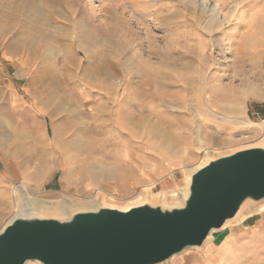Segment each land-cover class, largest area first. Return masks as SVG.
<instances>
[{
	"label": "rangeland",
	"instance_id": "374dc122",
	"mask_svg": "<svg viewBox=\"0 0 264 264\" xmlns=\"http://www.w3.org/2000/svg\"><path fill=\"white\" fill-rule=\"evenodd\" d=\"M261 143L264 0H0V231L29 200L178 203ZM262 209L165 264H264Z\"/></svg>",
	"mask_w": 264,
	"mask_h": 264
},
{
	"label": "water",
	"instance_id": "95a60500",
	"mask_svg": "<svg viewBox=\"0 0 264 264\" xmlns=\"http://www.w3.org/2000/svg\"><path fill=\"white\" fill-rule=\"evenodd\" d=\"M263 204L264 146H252L191 171L178 203L76 207L66 218L19 210L0 231V264H165Z\"/></svg>",
	"mask_w": 264,
	"mask_h": 264
},
{
	"label": "bare ground",
	"instance_id": "6f19581e",
	"mask_svg": "<svg viewBox=\"0 0 264 264\" xmlns=\"http://www.w3.org/2000/svg\"><path fill=\"white\" fill-rule=\"evenodd\" d=\"M205 6H207V4H205ZM221 9L219 8V7H215V9L213 10V13L215 14V16H220V14H221V11H220ZM35 14V13H34ZM33 14V15H34ZM41 15V14H40ZM40 17V16H39ZM227 21V20H226ZM106 77V76H105ZM207 88V87H206ZM211 91V90H210ZM207 97V96H206ZM254 97L256 98V99H260L262 96L261 95H259V94H255L254 95ZM120 110L118 111L119 112V117L121 118V117H123L124 115H123V107H120L119 108ZM232 112V111H231ZM254 146H264V143H261V144H258V145H254ZM197 169V168H196ZM115 172V171H114ZM110 173H112V172H110ZM101 174V173H100ZM104 175H106V174H104ZM109 175V174H108ZM114 175V174H113ZM102 177H104V176H102ZM108 177V176H107ZM116 177V176H115ZM26 202V201H25ZM87 202H89V203H92L93 202V200H87ZM98 205V204H97ZM97 205H95V206H89V205H86V206H79L78 207V209L79 208H82V209H93L94 207H96ZM261 207L264 209V204L263 205H261L260 206V208H259V210H261ZM23 209H25V211L26 210H28V211H33V212H35L36 214H38V215H40V216H55V217H60V218H66V217H68V216H70L71 215V213L73 212V208H68V207H63V208H58V209H53V210H50V209H46V208H43V207H41V206H39L37 203H36V201L34 200V202L33 201H30L29 200V202H26V203H23L22 204V206L20 207V210H22L23 211ZM262 209V210H263ZM18 214V213H17ZM16 214V215H17ZM15 215V216H16ZM243 217V218H242ZM244 217H245V215H242V213H240L239 214V216H238V218H237V222H239L240 220H241V218L242 219H244ZM232 224H233V221H229V222H227L226 223V225H225V227L224 228H228L229 226H232ZM214 238V232L208 237V239L206 240V244H210L211 243V240ZM187 250H189V249H187ZM187 250H185V251H183L182 253H184V252H186ZM182 253H180V254H182ZM179 254V255H180ZM209 254H211V253H209ZM178 256V255H177ZM176 257V256H175ZM175 257H173L171 260H170V262L175 258ZM214 262V260L212 259V257L210 256L209 258H208V260H207V262H206V264H211V263H213ZM29 264V263H28Z\"/></svg>",
	"mask_w": 264,
	"mask_h": 264
},
{
	"label": "crops",
	"instance_id": "0c3cea01",
	"mask_svg": "<svg viewBox=\"0 0 264 264\" xmlns=\"http://www.w3.org/2000/svg\"><path fill=\"white\" fill-rule=\"evenodd\" d=\"M247 219H249V218H245L242 222H245V221H251L252 222V220H247ZM253 219V218H252ZM230 229H231V226H229L228 228H225L223 231H224V243L227 241V239L228 238H230V237H233L232 236V233L231 232H228V231H230ZM222 231V232H223ZM234 253H236V249H233L229 254H228V256H225V254H224V263L228 260V259H230L231 257H232V254H234Z\"/></svg>",
	"mask_w": 264,
	"mask_h": 264
}]
</instances>
